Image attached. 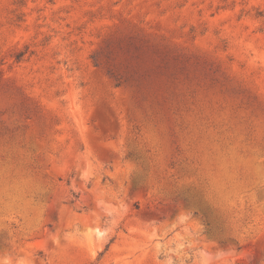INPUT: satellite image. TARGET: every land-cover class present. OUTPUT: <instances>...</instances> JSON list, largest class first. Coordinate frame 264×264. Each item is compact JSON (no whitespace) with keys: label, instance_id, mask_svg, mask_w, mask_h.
<instances>
[{"label":"rangeland","instance_id":"obj_1","mask_svg":"<svg viewBox=\"0 0 264 264\" xmlns=\"http://www.w3.org/2000/svg\"><path fill=\"white\" fill-rule=\"evenodd\" d=\"M0 264H264V0H0Z\"/></svg>","mask_w":264,"mask_h":264}]
</instances>
